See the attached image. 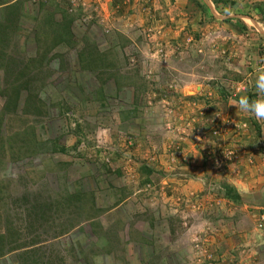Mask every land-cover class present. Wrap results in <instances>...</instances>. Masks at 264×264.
I'll return each instance as SVG.
<instances>
[{"label":"rangeland","instance_id":"rangeland-1","mask_svg":"<svg viewBox=\"0 0 264 264\" xmlns=\"http://www.w3.org/2000/svg\"><path fill=\"white\" fill-rule=\"evenodd\" d=\"M221 1L0 0V264H264V0Z\"/></svg>","mask_w":264,"mask_h":264},{"label":"crops","instance_id":"crops-1","mask_svg":"<svg viewBox=\"0 0 264 264\" xmlns=\"http://www.w3.org/2000/svg\"><path fill=\"white\" fill-rule=\"evenodd\" d=\"M209 1L211 2L212 5L214 4V1L213 2L211 0H209ZM225 1H227L226 3H229L230 0H225ZM260 1H262V0H260ZM214 6H215L214 10L217 12H220L219 7L217 8L215 4H214ZM234 7H236V5H234ZM249 10H252L251 7H249L246 11H243V13L242 12L241 13L244 15V12H247ZM217 12H216V14H217ZM212 15H213V17L215 16L214 14H212ZM246 16H248V15H246ZM236 17L241 18V16H236ZM236 25H239V24H236ZM242 29H243L242 32H247L245 27H243ZM254 29L257 32V34H259V36L261 35L262 37H264V34H262L260 31H258L255 27H254ZM262 32H264V31H262ZM188 120L191 121L192 119L188 118ZM193 122H189L191 127H190V125H188V127H185L183 129L184 131H187V133H186L187 135L182 136L181 139L186 144L191 143V141H192L191 139L193 138V135H191V133H193V130L196 128V122L195 121H193ZM259 123H260V127L262 128V131H263L264 130V120L259 121ZM197 126H198V124H197ZM201 127H202V123H201V126L199 128H201ZM197 138L200 139V137H197ZM253 138H252V140L254 142ZM223 139H224L223 142L225 143L227 138L225 137ZM253 142H251V144ZM259 142H260V145H255L256 150L253 149L250 153V155H254V156H246V155H248L247 151L246 150L241 151L240 155L243 156V159H244L241 163H243V164L240 163L238 166L236 165L237 167H235V169L238 168L239 175H237V178L235 180V184L232 183L230 186L234 187L236 189V191L238 192V194L239 193L241 194V196L243 197V198L240 197L242 201H244L245 196H248L246 194H248L250 192L257 193L258 191H261V189L264 186V181L262 180V178H264V148L262 147L264 145V133H263V137L260 138ZM191 147L194 148L193 145ZM195 148L192 149V151H194ZM182 149H184V148H182ZM197 159H198V157L196 158V162H198V160H199V159L198 160ZM238 161L240 162V160H238ZM254 163H255V165L252 166V164H254ZM249 174L255 175V177L257 176L256 179H258V181H256V184L254 183V181L249 182V180L247 178V177H250V176H247ZM238 178H240V180H238ZM245 178H247V181L245 180ZM254 190H256V191H254ZM247 205L251 206L248 201H244V204H243L244 208L247 207V209H248ZM223 235L225 238H220V240L226 239L227 233H223ZM214 247H216V246H214Z\"/></svg>","mask_w":264,"mask_h":264},{"label":"trees","instance_id":"trees-1","mask_svg":"<svg viewBox=\"0 0 264 264\" xmlns=\"http://www.w3.org/2000/svg\"><path fill=\"white\" fill-rule=\"evenodd\" d=\"M198 2V1H197ZM221 0H214V4L216 5V7L218 8V5L221 4ZM224 2L226 3L227 1L224 0ZM223 2V4H225ZM199 5L201 6V8L203 9V11H206V13H208V7L203 3V0H199ZM65 15V14H63ZM65 24H62V28L64 29V31H66V26H64ZM65 41V40H64ZM63 41V42H64ZM229 75H231L232 73L230 71H228ZM214 86L218 85V87L220 86L218 83H212ZM220 88V87H219ZM221 95H223V97H226V93L225 91L222 89H219ZM251 94V93H250ZM258 96V95H257ZM256 95H253V97H251V103L255 102L257 99ZM242 123L246 124L248 126V128H250V130H254L255 135L253 134V139H254V143L257 145H260V138L263 137V131L262 128L260 127V123L259 121L255 118V117H251L248 120H244L241 121ZM234 136V135H233ZM64 151V150H63ZM145 172V174L149 177V175H151L153 173V171H147V169L144 168L143 170ZM225 187V193H226V198L229 200H232L233 202H239L241 199L239 197L238 192L236 191V189L232 186L229 185H224ZM75 200V199H74ZM8 237L7 234L5 235V233H0V259H3L6 254L4 252V248L5 246L8 244Z\"/></svg>","mask_w":264,"mask_h":264},{"label":"clouds","instance_id":"clouds-1","mask_svg":"<svg viewBox=\"0 0 264 264\" xmlns=\"http://www.w3.org/2000/svg\"><path fill=\"white\" fill-rule=\"evenodd\" d=\"M256 87L264 91V75H260L256 81ZM242 111L254 114L258 119H264V101H255L249 103L247 97H241L238 101Z\"/></svg>","mask_w":264,"mask_h":264},{"label":"built area","instance_id":"built-area-1","mask_svg":"<svg viewBox=\"0 0 264 264\" xmlns=\"http://www.w3.org/2000/svg\"><path fill=\"white\" fill-rule=\"evenodd\" d=\"M198 137H199V135H198ZM205 138H206V137H205ZM260 222L262 223V224L260 225V227L262 228V227H263V224H264V217L260 218Z\"/></svg>","mask_w":264,"mask_h":264}]
</instances>
